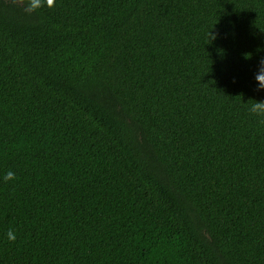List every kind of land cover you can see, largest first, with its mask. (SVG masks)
<instances>
[{"label":"trees","instance_id":"1","mask_svg":"<svg viewBox=\"0 0 264 264\" xmlns=\"http://www.w3.org/2000/svg\"><path fill=\"white\" fill-rule=\"evenodd\" d=\"M262 58L264 0H0V264H264Z\"/></svg>","mask_w":264,"mask_h":264},{"label":"clouds","instance_id":"2","mask_svg":"<svg viewBox=\"0 0 264 264\" xmlns=\"http://www.w3.org/2000/svg\"><path fill=\"white\" fill-rule=\"evenodd\" d=\"M20 3L23 6V10L26 14H32L34 12H37L41 8L47 7V8H53L56 5V0H20ZM217 39V35L211 30L208 33V42L207 44H211L214 40ZM259 51V49H258ZM244 59H250L251 53H243ZM255 80L258 82V88L257 91L264 90V58H262L259 61V66L257 73L255 74ZM253 101V100H252ZM249 111L254 114L255 116L261 118L260 122L264 123V101H253ZM17 177L15 173L11 170H9L4 175V180L7 181H14ZM7 240L9 242H15L16 240V232L13 229H9L6 233Z\"/></svg>","mask_w":264,"mask_h":264}]
</instances>
